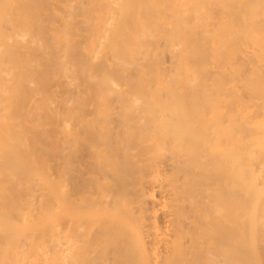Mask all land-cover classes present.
Here are the masks:
<instances>
[{"label": "bare ground", "instance_id": "bare-ground-1", "mask_svg": "<svg viewBox=\"0 0 264 264\" xmlns=\"http://www.w3.org/2000/svg\"><path fill=\"white\" fill-rule=\"evenodd\" d=\"M0 264H264V0H0Z\"/></svg>", "mask_w": 264, "mask_h": 264}]
</instances>
